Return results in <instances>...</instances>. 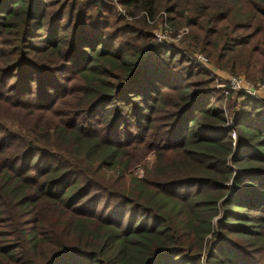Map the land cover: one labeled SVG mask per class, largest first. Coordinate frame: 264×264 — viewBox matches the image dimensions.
I'll return each mask as SVG.
<instances>
[{
	"label": "trees",
	"instance_id": "trees-1",
	"mask_svg": "<svg viewBox=\"0 0 264 264\" xmlns=\"http://www.w3.org/2000/svg\"><path fill=\"white\" fill-rule=\"evenodd\" d=\"M180 50L264 83V0H0V264H264V102Z\"/></svg>",
	"mask_w": 264,
	"mask_h": 264
},
{
	"label": "built area",
	"instance_id": "built-area-1",
	"mask_svg": "<svg viewBox=\"0 0 264 264\" xmlns=\"http://www.w3.org/2000/svg\"><path fill=\"white\" fill-rule=\"evenodd\" d=\"M119 12L121 15H124V12L121 9H119ZM167 25L168 24L165 18L163 21V25L160 26L158 29L154 30L153 35L158 44L172 49L174 48L175 43H177L179 39H181L184 35L188 34V30L181 29L175 34L174 37H171L170 35H172L173 32ZM182 53L185 54L184 52ZM186 56L197 66H208L209 61L203 55H194L192 57L188 55ZM223 84H225L223 85L224 87H222L224 91L223 93L225 95H228L229 92H243L252 99L264 102V84L258 86L257 92L253 89L252 86H250V83H248L244 78L240 77H229ZM231 138L232 140H235V133H232Z\"/></svg>",
	"mask_w": 264,
	"mask_h": 264
},
{
	"label": "rangeland",
	"instance_id": "rangeland-1",
	"mask_svg": "<svg viewBox=\"0 0 264 264\" xmlns=\"http://www.w3.org/2000/svg\"><path fill=\"white\" fill-rule=\"evenodd\" d=\"M122 9V8H121ZM122 11H123V9H122ZM123 12H125V11H123ZM123 16H125V15H123ZM140 16H142V14L140 15ZM139 16V17H140ZM166 18V21H167V26L172 30V32H173V34L172 35H170L171 37H174L175 36V34L179 31V30H181V29H187L188 30V34L187 35H184L181 39H179L178 40V42L177 43H175V45H174V47H176V48H181V47H183V44L185 43V41H186V39H187V37H188V35L190 34V31H189V29L187 28V27H182V28H174V27H172L170 24H169V22H168V17H167V15H166V13H164V12H160L156 17H155V19L154 20H149V19H147V23L150 25V26H152V33L154 32V30H156V29H158L160 26H162L163 25V21H164V19ZM129 20V19H128ZM180 51H182V52H184L186 55H188V56H190V57H192V56H194V55H203V56H205L207 59H208V57H207V55L205 54V53H200V52H197V51H195L194 53H189V52H186V51H184V50H180ZM184 54V55H185ZM185 55V56H186ZM187 57V56H186ZM188 58V57H187ZM209 61V60H208ZM194 63V62H193ZM195 64V63H194ZM196 65V64H195ZM200 67V66H199ZM201 69H203V71H205L206 73H208L209 74V77L211 78V79H213L214 80V82H215V87L216 88H218V89H222V87H224L223 85H225V84H223L225 81H226V79L227 78H229V77H235V76H233V75H229L228 73H226V72H223V71H220V70H216L214 67H213V65L211 64V62L209 61V63H208V66L207 67H200ZM237 77H240V78H244L248 83H250L251 85L250 86H252L253 87V89L257 92V90H258V86H260V85H263L264 83L263 82H260V80H256L257 79V77L256 78H247L245 75H239V76H237ZM228 97V101H229V95H225V98H227ZM226 101V100H225ZM226 115H227V117H228V115L229 114H227L226 113ZM153 160H154V157H153V155H148L140 164H138L135 168H133L132 170H130L129 172H125V178L126 179H128V177H129V175H132V176H134V177H138V178H140V177H142V175H143V171H144V168H151L152 167V164H153Z\"/></svg>",
	"mask_w": 264,
	"mask_h": 264
}]
</instances>
